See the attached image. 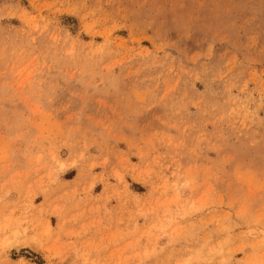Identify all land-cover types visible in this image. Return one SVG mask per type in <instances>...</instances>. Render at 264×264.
<instances>
[{
	"label": "rangeland",
	"instance_id": "1",
	"mask_svg": "<svg viewBox=\"0 0 264 264\" xmlns=\"http://www.w3.org/2000/svg\"><path fill=\"white\" fill-rule=\"evenodd\" d=\"M0 264H264V0H0Z\"/></svg>",
	"mask_w": 264,
	"mask_h": 264
}]
</instances>
